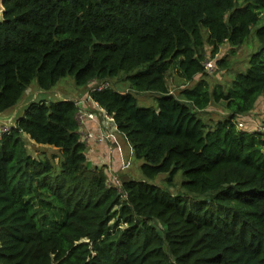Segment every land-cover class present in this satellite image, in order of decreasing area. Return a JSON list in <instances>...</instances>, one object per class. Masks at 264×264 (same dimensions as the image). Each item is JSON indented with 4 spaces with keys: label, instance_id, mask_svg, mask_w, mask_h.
<instances>
[{
    "label": "trees",
    "instance_id": "obj_1",
    "mask_svg": "<svg viewBox=\"0 0 264 264\" xmlns=\"http://www.w3.org/2000/svg\"><path fill=\"white\" fill-rule=\"evenodd\" d=\"M0 113L31 82L71 76L142 160V179L107 183L81 139L77 100H32L0 133V264H264V139L244 119L264 96V0H4ZM259 48L227 84L204 61L251 31ZM207 47L209 52H207ZM209 55V56H208ZM175 68L190 86L167 85ZM122 76V77H121ZM118 78L125 89L110 80ZM135 92H154L140 105ZM86 96V95H85ZM223 102L213 124L200 115ZM26 137L59 150L28 152ZM181 170V193L149 183Z\"/></svg>",
    "mask_w": 264,
    "mask_h": 264
},
{
    "label": "rangeland",
    "instance_id": "obj_2",
    "mask_svg": "<svg viewBox=\"0 0 264 264\" xmlns=\"http://www.w3.org/2000/svg\"><path fill=\"white\" fill-rule=\"evenodd\" d=\"M260 44L257 40L254 30L250 32L248 35L246 41L234 49L230 47V45L225 42L221 48L219 53L217 54V57L224 56L226 62L228 63L227 68H217L214 67L210 73L206 75V79L209 81L210 86L212 87L215 83H222L227 84L231 81L233 76L237 72H243L249 65V58L250 56L256 52L259 48ZM207 52H209V48L207 47ZM209 56V55H208ZM122 77V76H121ZM118 78H113L110 80V84L115 87L117 84L121 87V89H125L126 83L124 81L119 80ZM167 85L169 90L175 94L178 95L179 91L185 87L190 86L191 83H186L181 77H179L178 72L175 68H170L166 75ZM89 87L85 88L84 86H77L71 76H64L58 80V82L48 91L41 90L37 83L34 81L31 82L30 86L27 88L26 92L18 102V104L11 108L4 113L0 114V118L7 119L11 115L14 114L15 109L17 108L18 115L21 114L24 106L33 99L40 100H58L62 98L63 96H75L78 95L80 92L83 95L88 93ZM156 93L154 92H135V95L138 99V102L140 105L144 106H150L156 105V101L154 99ZM76 100V99H74ZM85 112L89 113L93 116V120L101 126H105L100 130L97 129L96 134L101 135L105 132L111 133L112 138L111 142L109 143L110 149L108 147L107 154L109 152L110 159L105 160L103 158L102 162L95 161L94 163H97L96 166L98 167H104V171L107 177V183L113 185L112 181L113 176H118V179L120 183L123 179L127 178H133L135 180L142 179V173L140 171V163L142 160H139L135 158L131 148L127 145V143L123 142L122 139L117 138L116 130H114L113 124L110 122L108 117H105L103 114H99L97 109L93 108L94 110L89 109L88 106L82 107ZM226 110L224 108L223 102H217L212 103L206 110L200 113L201 117L208 123L213 124L217 119L225 115ZM248 119L246 122V126L250 129L258 128V126L261 123H264V96L260 97L258 102L256 103L254 109L247 115ZM12 122H4L0 121V130L7 128L11 126ZM83 130H86L85 127L81 128ZM100 129V128H99ZM104 129V130H103ZM107 129V131H105ZM80 130V128H79ZM80 132V131H79ZM26 147L29 153H31L35 157H42V158H49L52 160V162L57 163L59 161V150L54 148L53 146L47 145V144H38L31 140L29 137H26ZM116 139H119V145L120 150L119 151V157L120 161H118L117 158L112 154L113 152V145L112 142H114ZM98 141H94V143H97ZM104 143V141L102 142ZM92 144H87V150L89 151L88 154H90L92 151ZM106 148V147H105ZM115 161H114V160ZM117 159V161H116ZM166 173H160L156 176L155 179L149 180V183L156 184L162 187H168V189L173 193H181V183L185 179V176L183 175L181 170H178L175 175L173 176V179L171 181V185L166 184ZM121 191V188L118 189Z\"/></svg>",
    "mask_w": 264,
    "mask_h": 264
},
{
    "label": "built area",
    "instance_id": "obj_3",
    "mask_svg": "<svg viewBox=\"0 0 264 264\" xmlns=\"http://www.w3.org/2000/svg\"><path fill=\"white\" fill-rule=\"evenodd\" d=\"M204 65L206 67L207 71H212L214 69V63L212 59H206L204 61ZM108 86L107 82H97V81H92L89 83V90H99L103 87ZM77 103L79 104V101H77ZM80 105V104H79ZM100 108V107H99ZM99 114H103L105 117H109V115L102 109H99ZM76 118L77 121L79 123V128H80V135H81V139L85 142V144L89 145V143L91 144V141H105L108 144V147L110 149L109 143L111 142V138H112V134L111 133H107L105 132L104 134L101 135H96L94 134L92 131L89 130H83L81 128L84 127V120L85 118H91L93 119V116L90 115L89 113L85 112L83 108L79 107L77 113H76ZM248 116H245L244 119L237 121V125L240 128H244L246 126V122H247ZM9 127L4 128L2 130H0V133L2 131L7 130ZM252 130H257L258 132H260L262 134V138L264 139V123H261L258 128H253ZM113 183V186H115L118 189H120L121 187V183L118 179V176H113V180H111Z\"/></svg>",
    "mask_w": 264,
    "mask_h": 264
},
{
    "label": "crops",
    "instance_id": "obj_4",
    "mask_svg": "<svg viewBox=\"0 0 264 264\" xmlns=\"http://www.w3.org/2000/svg\"><path fill=\"white\" fill-rule=\"evenodd\" d=\"M88 86L89 85H87L85 88H87ZM85 95H83V93L81 94V92H80L78 95H75V96H72V97H70V96H63L60 99H65V98L76 99L77 101H79V104H80L79 106L81 108L85 105V106H88L89 109L94 110L93 108H95L99 112V109L100 108L97 106V104L94 103V102H92L91 99H90V97L87 94H85ZM108 118H109L110 122L113 124V126L115 128V125H114L111 117L109 116ZM97 123L93 119H91V118H85V120H84V127H85L86 130L92 131L94 134H96L97 129L101 131V129L103 127H105L104 125L103 126H101V125L98 126ZM105 131H107V129ZM116 135H117V138L119 136V138L122 139L123 142H124V139L119 134H117V132H116ZM91 144H92V147H93L92 150H91L92 152L90 154H88L89 153L88 150L86 152L87 159H88L89 163L91 164V166L97 165V163H94L97 160L99 162L100 161L102 162L103 158H105V160H107V157H108V160L110 159V161H111L109 152L107 154L108 144L105 141H104V143H102L101 141H98L97 143H94V141H91ZM119 144H120L119 143V139H116L114 142H112V145H113V147H112L113 148L112 154L115 156V158L118 159V161H120V158H121V157H119V153H120L119 151H121ZM117 159H116V161H117Z\"/></svg>",
    "mask_w": 264,
    "mask_h": 264
},
{
    "label": "water",
    "instance_id": "obj_5",
    "mask_svg": "<svg viewBox=\"0 0 264 264\" xmlns=\"http://www.w3.org/2000/svg\"><path fill=\"white\" fill-rule=\"evenodd\" d=\"M3 1L4 0H0V11H2L3 10ZM33 100H36V99H33ZM30 101H32V100H30ZM29 101V102H30ZM1 114V113H0ZM18 115V113H17V108L15 109V112H14V114L13 115H11L9 118H7V119H2V118H0V121H4V122H12L13 123V121H14V119H15V117Z\"/></svg>",
    "mask_w": 264,
    "mask_h": 264
}]
</instances>
